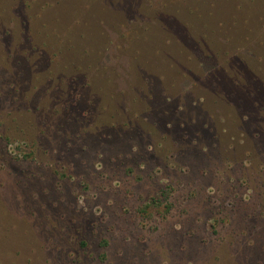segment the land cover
Wrapping results in <instances>:
<instances>
[{"label":"rangeland","instance_id":"rangeland-1","mask_svg":"<svg viewBox=\"0 0 264 264\" xmlns=\"http://www.w3.org/2000/svg\"><path fill=\"white\" fill-rule=\"evenodd\" d=\"M0 264H264V0H0Z\"/></svg>","mask_w":264,"mask_h":264},{"label":"trees","instance_id":"trees-1","mask_svg":"<svg viewBox=\"0 0 264 264\" xmlns=\"http://www.w3.org/2000/svg\"><path fill=\"white\" fill-rule=\"evenodd\" d=\"M18 152L22 153V154L24 153L20 149V147H18ZM161 194H162V196H161ZM161 194H160V198H164V199L157 198V200H153V202L151 204H148L147 206H145V208L143 210L145 212V214L149 213L150 215L154 214L157 216H161L160 214L168 213L170 211V205H168L167 203L163 205V201H166L165 197L163 196V194H165V192H161ZM82 245H83V243H82ZM244 257H245V255H244ZM245 259H246V257H245Z\"/></svg>","mask_w":264,"mask_h":264}]
</instances>
